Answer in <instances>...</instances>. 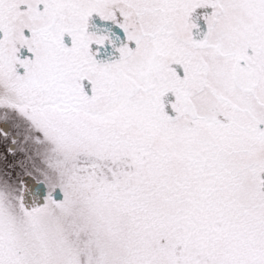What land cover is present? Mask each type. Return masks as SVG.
<instances>
[{
    "label": "snow or ice",
    "instance_id": "obj_1",
    "mask_svg": "<svg viewBox=\"0 0 264 264\" xmlns=\"http://www.w3.org/2000/svg\"><path fill=\"white\" fill-rule=\"evenodd\" d=\"M0 264H264V0H0Z\"/></svg>",
    "mask_w": 264,
    "mask_h": 264
}]
</instances>
